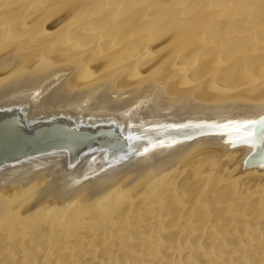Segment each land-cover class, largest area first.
Segmentation results:
<instances>
[{
	"label": "bare ground",
	"instance_id": "bare-ground-1",
	"mask_svg": "<svg viewBox=\"0 0 264 264\" xmlns=\"http://www.w3.org/2000/svg\"><path fill=\"white\" fill-rule=\"evenodd\" d=\"M179 1L0 0V104L129 132L263 110L264 0ZM221 138L149 147L103 172L87 160L65 173L62 154L3 171L0 264H264V168L239 169L244 152ZM216 186L232 203L208 199Z\"/></svg>",
	"mask_w": 264,
	"mask_h": 264
},
{
	"label": "water",
	"instance_id": "water-1",
	"mask_svg": "<svg viewBox=\"0 0 264 264\" xmlns=\"http://www.w3.org/2000/svg\"><path fill=\"white\" fill-rule=\"evenodd\" d=\"M75 116L29 115L21 104H0V173L47 160L51 154L64 155L65 173L83 167L87 160L100 164L99 171L103 172L149 147L189 143L202 135L225 138L229 134L233 136L231 144L223 138L221 144L230 152H244L239 169L264 168V109L238 118L197 115L176 122L159 120L136 127V133L113 120L90 123Z\"/></svg>",
	"mask_w": 264,
	"mask_h": 264
},
{
	"label": "rangeland",
	"instance_id": "rangeland-1",
	"mask_svg": "<svg viewBox=\"0 0 264 264\" xmlns=\"http://www.w3.org/2000/svg\"><path fill=\"white\" fill-rule=\"evenodd\" d=\"M146 1H147V0H146ZM177 1H178V0H177ZM189 1H190V2L192 1V2H193V1H195V0H189ZM189 1H188V2H189ZM198 1H199V3L201 4L202 1H201V0H198ZM198 1H197L196 3H198ZM226 1H230V0H226ZM226 1H225V2H226ZM181 2H185V0H183V1H181ZM181 2L179 1L178 3H181ZM188 2L186 1L185 3H188ZM185 3H183L184 6H186ZM196 3H195V4H196ZM148 4H149V3H148ZM191 4H192V3H191ZM191 4L189 3V4L187 5V8H189ZM149 5H150V4H149ZM201 5H202V4H201ZM195 6H196V8H197V9H195L196 11H193V12H192L191 10H189L188 12H190V13H191V12H192V13H198V12H199V9H201L200 12H203V11H202V8H201L203 5H202L201 7L199 6L200 8H198V5H195ZM185 8H186V7H185ZM187 8H186V9H187ZM193 8H195V7L192 6V9H193ZM160 9H161V8H160ZM160 9H159V10H160ZM187 10H188V9H187ZM149 12L152 13V12H153L152 9H151V11H150V10H147L145 13H149ZM192 15H194V14H192ZM230 167H231V166H230ZM232 167H233V165H232ZM230 169H231V168H230ZM232 174H233V173H232ZM233 175L236 176L237 174H235V172H234ZM228 177H229V176H228ZM232 178H233V176L230 174V179H232ZM178 179H179V178H178ZM178 179H177V180H178ZM177 180H176V182H177ZM208 181H209V180H208ZM206 182H207V181H206ZM209 182H210V181H209ZM207 183H208V182H207ZM263 183H264V182H263ZM217 185H218V184H217ZM218 186H220V185H218ZM218 186L213 187V189H211L210 194H209V195H211V196H208V199H210V198L213 196V200H214V199H217V202L219 203V204H217L218 206H219V205H224L223 202H224V203H225V202H226V203H228V202H229V203H230V202L232 203L231 198H230V199H227V200H226V199H222V200H221L220 197H218V196H219V193H220V192H217V190H216V188H217ZM175 187H176V188H175V192L178 193L179 191H178V192L176 191V190H177V186L175 185ZM205 188L207 189V187H205ZM198 189H199V188H198ZM206 189H205V190H206ZM217 189H218V188H217ZM169 191H170V190H169ZM169 191L165 194L164 201L166 200V202H167V198H166V196L172 194V191H171V192H169ZM197 191L200 192L199 190L195 189V191L192 190V192L190 191V192H187L186 194H185V193H182V195H186V197H187V195H188L189 197H187V198L189 199V201H191L190 199H193V200H194V198L197 197V193H198ZM211 192H212V193H211ZM202 193H203V192H201L200 194H198V198H200V199L202 198V196H200ZM231 193H232V192H231ZM191 194H192V195H191ZM195 194H196V195H195ZM217 195H218V196H217ZM190 196H191V197H190ZM192 196H193V198H192ZM199 196H200V197H199ZM214 196H215V197L217 196V198H214ZM225 196H227L226 193L223 195V197L225 198ZM170 197H171V195L168 197V202H171L170 199H172V198H170ZM203 198H204V197H203ZM263 198H264V196H263ZM218 200H220V201H218ZM224 200H225V201H224ZM228 200H230V201H228ZM189 201H188V202H189ZM204 202L207 203L208 201H205V200H204ZM217 202H215V203H217ZM226 203H225V204H226ZM263 203H264V200H263ZM186 204H187V203H186ZM249 204H250V203H249ZM249 204H248V205H249ZM252 204L255 206V208L257 207V206H256L257 202H254V203L251 202V204H250V205H251V208L254 207ZM217 205L214 204V206H217ZM248 205H247L246 208H248V210H249V209H251V208H250V206L248 207ZM212 206H213V205H211L210 207H212ZM174 207H175V206H174ZM175 209H176V208H175ZM253 209H254V208H253ZM177 210H178V209H177ZM178 213H179V212H176L175 214H178ZM86 214H87V212H86ZM83 215H85V214H83ZM129 215H130V214H129ZM129 215H128V216H129ZM84 217H85V216H84ZM85 218L88 219V216H86ZM120 218H121V217H120ZM171 218H173V215L170 216V219H171ZM86 219H85V220H86ZM209 221H210V224H212V225L215 224V222H216V220H215L214 217H212V218L210 217V218H209ZM82 225H83V226H82ZM81 226H82L83 228H82V227H81V228H78V227H80V226H75V228H76L75 231H73L75 228H71V227H69L68 230H67L66 232H67V234H68V231H70V234H71V235H74L75 233L77 234V232H79V231H81V230H84V228H85V224H81ZM78 229H79V231H77ZM73 232H75V233H73ZM62 233H64V232L62 231ZM72 233H73V234H72ZM60 239H61V238H60ZM193 243H194V241H193ZM205 244L207 245V243H205ZM166 258H167L166 260L169 262V261H170L169 256H167ZM168 258H169V259H168Z\"/></svg>",
	"mask_w": 264,
	"mask_h": 264
}]
</instances>
